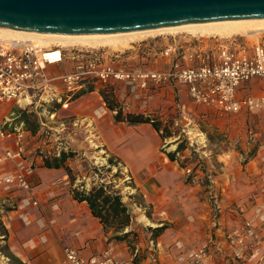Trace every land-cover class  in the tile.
<instances>
[{"label":"crops","instance_id":"obj_1","mask_svg":"<svg viewBox=\"0 0 264 264\" xmlns=\"http://www.w3.org/2000/svg\"><path fill=\"white\" fill-rule=\"evenodd\" d=\"M141 48L135 47V51L125 56L122 64L126 62L127 67H132L140 62H159L153 53ZM140 49L136 54V50ZM161 64L159 67L165 65L164 58ZM123 86L124 98L119 101L124 114H152L159 111L155 102L150 103L136 96L133 86ZM90 87H94L93 90H87ZM103 90L106 88L87 85L69 101L66 108L53 104L62 132L56 138L60 142L55 149L54 145H46L51 140L45 141L39 133L32 135L24 132L23 166L31 168L33 189L23 192V199L34 196L39 204L25 206L22 199L14 197L8 188H0V219L4 227L0 238L8 245L7 249L15 259L23 264H64L65 248L72 247L88 260L96 257L97 261L93 264H99L108 251H113L122 264H136L135 254L128 245L110 240L111 233L93 215L88 203L75 198L72 189L83 183L85 178L76 175V180L72 181L66 168L76 173L77 166L72 159H68L66 165L60 168L45 165V159L59 157L57 152L63 150L78 152L77 161H85L91 158V150L96 146V149L107 153L105 161L112 159L118 162L120 174L124 176L122 180L126 181V176L132 181L131 186H121L115 180L114 184L116 187L120 185L118 188L123 195L127 192L131 196L132 192H136L142 198L143 204H138L135 197L124 196V202L134 217L132 227L140 234L138 264H174V244L179 240L189 245L193 242L208 244L215 239L226 249L227 234L237 222L258 211L260 214L256 220L264 222V150H260L257 156L240 168L229 169L222 175L220 181H216L213 194L201 185L191 184L190 175L182 167L185 156L171 160L170 152L162 151L166 139L151 124L117 122L116 112L111 111L103 99ZM171 92L173 96L176 95L175 86L164 88L158 99L165 101L169 96L166 94ZM15 106L19 105L7 103L0 107V124L16 118ZM66 121L72 125L71 132L67 134L65 130L70 128L66 127ZM173 145L178 147V143ZM14 150L17 151L18 147L15 146ZM86 188L90 189V185L87 184ZM127 188L131 191H124ZM255 193L261 198L255 200ZM218 195L221 198L214 203L221 208L220 213L214 212L210 198H217ZM250 201L255 203V207L240 212ZM147 209L150 216L146 214ZM164 224L168 227L154 239L155 262L150 245L151 232H146L143 227L150 225L151 228H158ZM247 244V257L243 264H257L259 255L264 252V242L260 243L252 235ZM224 262V257L219 254L214 264Z\"/></svg>","mask_w":264,"mask_h":264},{"label":"built area","instance_id":"obj_2","mask_svg":"<svg viewBox=\"0 0 264 264\" xmlns=\"http://www.w3.org/2000/svg\"><path fill=\"white\" fill-rule=\"evenodd\" d=\"M211 38L202 41L203 44L194 43L198 37L168 40L160 51V58L165 59L163 67L157 62H140L127 67L122 61L130 51L46 48L29 40H16L0 34V107L17 103L22 110L32 111L39 118L49 116L55 119L57 111L55 108L51 111L53 104L66 108L87 85L108 88L128 84L134 87L135 95L147 100L154 99L164 88L181 86L178 91H184L193 103L224 113L260 109L264 105V95H240V91L252 88L254 84L264 89V40L251 44L245 36ZM143 47L141 49L145 52L158 55L155 45ZM13 121L0 124V188H8L14 197L22 199L25 206L38 205L34 196L23 199V192L31 191L33 187L31 168L23 166L22 142L24 132L33 133L24 124ZM62 152L65 151L57 152L58 156ZM260 198L258 193L254 194L255 200ZM253 207L255 203L250 201L240 212ZM217 212H221L218 204ZM259 214L258 211L237 222L227 234L226 249L215 239L208 244L193 242L188 245L177 241L174 244V264H214L219 254L224 257L223 264H243L249 238L254 235L257 241L264 242V222L256 220ZM150 245L156 262V241L151 239ZM64 253V264H93L97 261L96 257L86 259L72 247H66ZM99 264L122 262L113 251H108ZM257 264H264V252L259 255Z\"/></svg>","mask_w":264,"mask_h":264},{"label":"rangeland","instance_id":"obj_3","mask_svg":"<svg viewBox=\"0 0 264 264\" xmlns=\"http://www.w3.org/2000/svg\"><path fill=\"white\" fill-rule=\"evenodd\" d=\"M179 38L189 40L193 39L194 37L185 33L175 35L167 33L133 43L119 51L109 48L107 49L113 52L123 53L135 51V47L137 48L138 46L143 47L145 45H155L158 50V55L155 53L153 54L159 59V66L161 64V49L165 46L168 40ZM245 38L247 42L253 44L260 39L264 40V32L257 37L245 36ZM198 39L199 40H194L195 44H203L202 41L212 40L211 37H198ZM130 61L132 62L133 60ZM254 85L255 86L249 89L243 88L240 91V95H244L246 93L251 95H264V89H259L260 87H258V85ZM180 87L181 86H175L176 95L173 96V92L166 94L169 96H167L165 101L158 99L160 93L164 91V89L160 90L154 99H145L150 103L155 102L157 104V107L160 108L159 111H157L158 113L139 114H144L146 116L148 115L153 118H159L163 120L164 123L167 121L170 122L169 125L171 127V131L175 133L176 137L166 139L162 151L167 153L174 152L177 149V147H174L173 145L175 144V139L177 138L178 140L182 138V141L188 146V148L184 154H180L178 158L182 159L181 156H185L182 161H184L183 163L186 166L185 170L187 175H190L189 180L191 184L193 186L201 185L206 189V191L213 192L214 194L213 190L217 185L216 181H220L222 175H224L229 169L234 170L238 167L240 168V166H243L251 158L257 156L260 150H264V105L254 112L244 110L240 113L228 114L214 108H208L200 104L193 103L190 101V99H187L184 91H178V88ZM109 90L113 91L115 98L117 99L119 105H121L119 100L124 98L123 84L114 87L109 86L106 88V91ZM178 95H181V97ZM157 99L159 103H157ZM15 108L17 111L22 110V108H19V106H15ZM36 119L37 122H39V124H37L39 125V128L37 127L38 133L45 141L51 140V142H47L46 145H54L55 149V145L60 142V140H56V138L62 134L60 121H58L56 118L51 119L49 116H40V118L38 116L37 118L32 117L31 121L34 122ZM42 122L46 125H43ZM69 123L70 121H66V127L70 129H66L65 134L71 132L72 125H69ZM33 126H36L35 122ZM95 147L96 146H93V150H91V158L85 161H82L81 159L77 161V155H79V153L74 152L75 155L71 159L72 162H74V164L77 166V171L75 173L72 170L73 176L75 178L76 175L81 176V178L84 177L85 185L89 184L90 187L94 183H110L111 181L113 183L116 182V184L121 183V186H129V184L126 185V182L130 180L126 176V181L122 180L124 179V176L120 174L121 180L115 178V174L119 170V167L117 166H112L111 172H108L107 169H103L98 171V174H96L91 170L94 166L98 167L99 169H101L103 166L109 167L108 164L110 159L108 162L104 160L107 153L100 151V149L98 150ZM114 163L118 162L114 161ZM119 186L120 185H118V187ZM118 187L116 188L118 189ZM124 191H131V189L127 188L126 190L124 189ZM132 193L133 194L129 196V194L125 192L123 196H128L129 198L135 197V202L142 204V198L138 196L136 192ZM210 198L212 204H214L213 210L217 213V204L214 203V201L216 199H220L221 196L218 195L217 198ZM126 201L130 203L129 199H126ZM146 214H150L149 209L146 210ZM150 228V225H146L143 227V230L150 232ZM3 233L4 227L0 219V235ZM7 247L8 245H6L3 242V239L0 238V264H18L15 258H12L13 256L9 253ZM7 258H9V260H7Z\"/></svg>","mask_w":264,"mask_h":264},{"label":"water","instance_id":"obj_4","mask_svg":"<svg viewBox=\"0 0 264 264\" xmlns=\"http://www.w3.org/2000/svg\"><path fill=\"white\" fill-rule=\"evenodd\" d=\"M264 20V0H0V27L102 35L177 25Z\"/></svg>","mask_w":264,"mask_h":264},{"label":"trees","instance_id":"obj_5","mask_svg":"<svg viewBox=\"0 0 264 264\" xmlns=\"http://www.w3.org/2000/svg\"><path fill=\"white\" fill-rule=\"evenodd\" d=\"M94 87H90L87 90H93ZM102 96L104 97L108 108L111 111L116 112L115 120L117 122H127L130 125L137 124H151L160 134L163 139H169L176 137L175 133L171 131L170 122L167 121L164 123L163 120L159 118H153L151 116H146L144 114H124L123 109L120 107L113 91L103 90ZM60 108V105L57 106ZM55 109L52 108L51 111ZM16 118L13 121L15 124H24L25 128L30 130L33 134L38 133L39 122L34 121L36 126L34 127V122L31 121L32 117L37 118L36 114L28 110H18ZM172 123V122H171ZM38 127V128H37ZM174 143H178V147L174 152L169 153L171 160H177L180 154H184L188 146L182 141V138L176 140ZM75 155L72 151L62 152L59 157H54L53 159H45V165L49 168H60L66 165L68 159L72 158ZM184 162V161H183ZM109 167L103 166L101 169L98 167H92V171L98 174V171L107 169L108 172L112 171V166L119 167L118 163H114L112 159L109 160ZM182 167L186 168L184 163ZM68 174L72 181H75L76 178L73 176V171L69 167H66ZM120 170L115 174L116 179H120ZM131 186L132 181L126 182V185ZM74 187V185L72 184ZM72 192L76 199L81 202L86 201L96 218H99L101 223L104 225V228L108 233H111L110 240H115L118 242H125L130 250L135 254L134 263L138 264L140 262L138 250V245L140 241V234L137 230L133 229V214L130 211L128 205L124 202V196L120 188H116V184L112 181L110 183H94L90 189L86 188L85 183H80L72 189ZM141 204V203H140ZM143 204V203H142ZM150 216V214H148ZM168 227L167 224H164L158 228H150L151 239H156L159 237L164 230ZM15 258V257H12ZM18 264H23L18 259H15Z\"/></svg>","mask_w":264,"mask_h":264},{"label":"bare ground","instance_id":"obj_6","mask_svg":"<svg viewBox=\"0 0 264 264\" xmlns=\"http://www.w3.org/2000/svg\"><path fill=\"white\" fill-rule=\"evenodd\" d=\"M263 32L264 20L187 24L102 35L39 33L0 27V34L6 37L16 40H29L48 48L53 46L64 49L70 47L109 48L115 51L122 50L133 43L167 33L174 35L185 33L193 37L231 38L235 36L257 37Z\"/></svg>","mask_w":264,"mask_h":264}]
</instances>
